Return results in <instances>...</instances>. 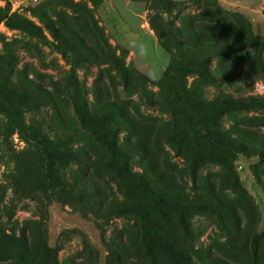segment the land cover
Here are the masks:
<instances>
[{
  "label": "rangeland",
  "instance_id": "1",
  "mask_svg": "<svg viewBox=\"0 0 264 264\" xmlns=\"http://www.w3.org/2000/svg\"><path fill=\"white\" fill-rule=\"evenodd\" d=\"M0 264H264V0H0Z\"/></svg>",
  "mask_w": 264,
  "mask_h": 264
},
{
  "label": "trees",
  "instance_id": "2",
  "mask_svg": "<svg viewBox=\"0 0 264 264\" xmlns=\"http://www.w3.org/2000/svg\"><path fill=\"white\" fill-rule=\"evenodd\" d=\"M4 21L11 25V26H15L25 32H28L32 35H37L39 33L37 27H35L34 25H31L27 22H19V21H14V20H10L8 18H4ZM251 40L254 41L255 37H251ZM84 47V46H83ZM71 49H73V47H70ZM85 50L87 52H90V48L89 47H84ZM259 57V54H258ZM225 102H227L229 105L232 104H236L238 103V101L235 100H231V99H226ZM88 116V115H87ZM86 116V113H83V117L88 119ZM67 147L64 146L63 149L61 151H63V154L56 150L55 147H42V152L41 154L44 156V170L46 172H48V177L50 179L51 182H53V187L54 188H60L61 185H63L61 179H60V175L58 172V168L60 166H63L64 162H66V159L69 155V153L66 151ZM66 151V152H65ZM197 207H205L207 209H209V207L203 206V205H198ZM181 227H182V231L184 234H190L189 228H188V223L187 221H185V218L181 219Z\"/></svg>",
  "mask_w": 264,
  "mask_h": 264
}]
</instances>
